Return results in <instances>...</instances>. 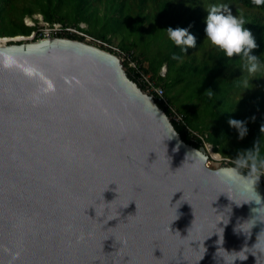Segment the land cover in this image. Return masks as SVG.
<instances>
[{
  "label": "water",
  "instance_id": "1",
  "mask_svg": "<svg viewBox=\"0 0 264 264\" xmlns=\"http://www.w3.org/2000/svg\"><path fill=\"white\" fill-rule=\"evenodd\" d=\"M210 155L116 54L0 44V264H264L259 174Z\"/></svg>",
  "mask_w": 264,
  "mask_h": 264
},
{
  "label": "trees",
  "instance_id": "2",
  "mask_svg": "<svg viewBox=\"0 0 264 264\" xmlns=\"http://www.w3.org/2000/svg\"><path fill=\"white\" fill-rule=\"evenodd\" d=\"M220 1L0 0V37L30 35L39 24H27L25 17L38 23L34 15L41 14L50 24L61 22L80 27L81 23H86L87 27L82 29L97 38L113 42L115 38L119 39V46L133 51V57L143 71L164 87L169 102L183 114L185 123L172 122L184 141L195 147L205 142L212 144L215 152L230 159L228 163L238 165L233 161L236 160L250 167L243 168V171H250L253 166L262 169L264 64H260L257 71L250 72L248 64H241L243 60L247 61L242 54L229 57L206 38L208 9ZM236 1L247 8V13H242L245 27L252 30L258 44L252 52L259 57L260 63H264V0ZM168 26H190L189 31L196 36L195 46L176 45L168 37ZM59 36L84 39L77 34ZM149 45L156 47L152 53ZM183 47H187V51H183ZM124 65L128 75L144 88L135 70L127 62ZM164 65L167 68L162 75ZM170 92L178 95L186 92L181 103L190 102L191 105L177 106L170 99ZM155 99L170 115L164 102L156 96ZM230 117L245 121V135L241 137L238 129L229 123Z\"/></svg>",
  "mask_w": 264,
  "mask_h": 264
},
{
  "label": "clouds",
  "instance_id": "3",
  "mask_svg": "<svg viewBox=\"0 0 264 264\" xmlns=\"http://www.w3.org/2000/svg\"><path fill=\"white\" fill-rule=\"evenodd\" d=\"M205 19V32L211 43L223 49L229 57L235 54H242L243 57L247 58L248 70L250 72L257 71L260 67V61L259 57L253 53L252 50L257 48L258 44L252 30L245 27L244 18L233 14L225 4H213L209 7L208 15ZM189 27L168 26V37L176 45L195 46L197 42L196 36L189 31ZM183 51H187V47H183ZM229 123L238 129L241 137L247 132L244 120L230 117ZM179 143L180 142L177 143L174 150L179 149ZM252 171H256L255 166H253ZM259 178V175H256L252 176L250 179H243L240 177H232L231 179L238 182L241 191L250 192L252 198L256 202H260L264 197H262L255 188L256 181L259 180ZM246 258L247 255L244 251L235 252L231 256L233 262L237 259L243 261Z\"/></svg>",
  "mask_w": 264,
  "mask_h": 264
},
{
  "label": "built area",
  "instance_id": "4",
  "mask_svg": "<svg viewBox=\"0 0 264 264\" xmlns=\"http://www.w3.org/2000/svg\"><path fill=\"white\" fill-rule=\"evenodd\" d=\"M82 28L84 26L80 24V27L73 26V25H64L61 22H54L52 24L45 22L44 24L39 26V28L35 31H33L30 35H24L23 39L20 40H36L35 37L38 35V38H47L52 36H59L61 34H77L84 37V41L89 42L91 44H94L96 46H99L103 49H106L114 54H116L121 61L127 62L128 66L133 68L139 78V80L144 84V90H146L148 93L155 95L159 100L163 101L164 104L170 109V119L173 122L177 123H185L184 116L181 112L178 111L177 107L172 105L169 100L167 99L165 95V89L163 86L157 84L156 80L151 78V75L149 73H146L143 71V69L140 67L138 61L133 57V51H128L123 49L119 46L117 42L97 38L86 31H84ZM191 130V129H190ZM192 131V130H191ZM194 135L200 136L197 132H192ZM208 149L211 150L213 148L212 144L205 142ZM224 162H228L230 159L222 157ZM235 163L238 164V166L242 168L249 169L250 167L243 163L236 160H233ZM249 172H253L250 170ZM255 173H258L263 177L264 170L256 169Z\"/></svg>",
  "mask_w": 264,
  "mask_h": 264
},
{
  "label": "rangeland",
  "instance_id": "5",
  "mask_svg": "<svg viewBox=\"0 0 264 264\" xmlns=\"http://www.w3.org/2000/svg\"><path fill=\"white\" fill-rule=\"evenodd\" d=\"M219 4H225V5H227V7H228V9H230L231 10V12L233 13V14H235V15H237V16H242V13H247V8H245L241 3H239L238 1H236V0H228V1H220V3ZM34 17L35 18H38V23H36V21L33 19V18H31V17H25V22L27 23V24H30V25H35V24H39V26H41V25H43L44 24V20H43V17H42V15L41 14H35L34 15ZM84 27H87V24L86 23H81ZM18 36H20V35H16V36H5L4 38H7V40H5V41H3V43H9V42H11V41H18V40H20V39H16V38H18ZM10 37H12L13 39H9ZM206 38H207V34H206ZM24 41V40H23ZM115 42H119V39H117V38H115ZM153 42H151V44H152ZM149 44V43H148ZM149 48V52L150 53H152L153 51H154V49L156 48V47H154V45H149L148 46ZM241 64H248V61H242L241 62ZM260 64H264V63H260ZM166 65H164L163 67H162V69H161V74L162 75H164L165 73H166ZM180 87H182V85L180 86ZM179 87V88H180ZM258 89H260V88H258ZM176 92H170L169 93V97H170V99L174 102V103H176L177 104V106L178 105H180L181 104V107H185L186 105L187 106H190L191 105V103L190 102H187L185 105H183L181 102H182V97L184 98V96H185V94H186V92L185 93H181L180 95H178V94H175ZM196 109H197V107H196ZM203 114V111H201V115ZM213 152H214V150H213ZM213 152L210 150V156H209V158L210 159H212V160H214V161H217V162H220V163H225L224 162V160L222 159V158H219V159H217V158H215L214 157V155H213ZM223 157V156H222ZM261 170H264V167H262V169Z\"/></svg>",
  "mask_w": 264,
  "mask_h": 264
},
{
  "label": "bare ground",
  "instance_id": "6",
  "mask_svg": "<svg viewBox=\"0 0 264 264\" xmlns=\"http://www.w3.org/2000/svg\"><path fill=\"white\" fill-rule=\"evenodd\" d=\"M18 37H19V36H18ZM19 38H20V37H19ZM19 38H16V39H19ZM5 40H7V38H0V44H2L3 41H5ZM212 152H213V151H212ZM213 155H214V157L217 158V159L221 158V155H220L219 153H217V152H213Z\"/></svg>",
  "mask_w": 264,
  "mask_h": 264
}]
</instances>
